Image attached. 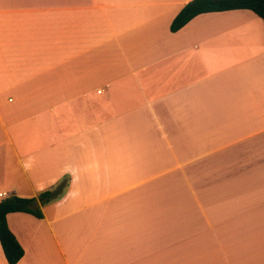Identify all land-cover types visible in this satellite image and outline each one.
<instances>
[{
    "label": "crops",
    "instance_id": "0c3cea01",
    "mask_svg": "<svg viewBox=\"0 0 264 264\" xmlns=\"http://www.w3.org/2000/svg\"><path fill=\"white\" fill-rule=\"evenodd\" d=\"M190 1L0 0L16 264H264V21Z\"/></svg>",
    "mask_w": 264,
    "mask_h": 264
},
{
    "label": "trees",
    "instance_id": "16d2710c",
    "mask_svg": "<svg viewBox=\"0 0 264 264\" xmlns=\"http://www.w3.org/2000/svg\"><path fill=\"white\" fill-rule=\"evenodd\" d=\"M232 9H250L264 21V0H191L173 20L171 29L179 30L201 13ZM65 188L66 184L63 182L57 189L42 191L34 197L12 195L0 200V242L9 264L18 263L25 251L8 225V213L22 211L43 217L41 206L63 193Z\"/></svg>",
    "mask_w": 264,
    "mask_h": 264
},
{
    "label": "built area",
    "instance_id": "2783aa9c",
    "mask_svg": "<svg viewBox=\"0 0 264 264\" xmlns=\"http://www.w3.org/2000/svg\"><path fill=\"white\" fill-rule=\"evenodd\" d=\"M100 91H101V90H100ZM7 197H9L8 192H6V191H2V192H0V198H1V199L7 198Z\"/></svg>",
    "mask_w": 264,
    "mask_h": 264
}]
</instances>
